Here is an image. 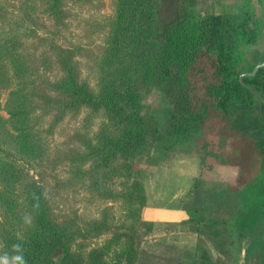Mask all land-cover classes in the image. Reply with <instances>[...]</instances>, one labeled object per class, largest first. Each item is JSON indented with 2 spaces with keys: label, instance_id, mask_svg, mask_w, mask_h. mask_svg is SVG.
<instances>
[{
  "label": "trees",
  "instance_id": "1",
  "mask_svg": "<svg viewBox=\"0 0 264 264\" xmlns=\"http://www.w3.org/2000/svg\"><path fill=\"white\" fill-rule=\"evenodd\" d=\"M43 1L49 13H61L64 0ZM262 22L250 3L241 12L200 15L196 0H113L93 86L66 49L50 43L46 55L55 72L45 77L33 70L22 42L0 30V88L7 90L6 116L0 113V257L22 255L25 264H134L146 202L136 157L151 141L196 145L198 153L206 140L218 147L222 136L235 133L234 165L206 155L203 163L228 175L206 188L240 194L242 204L234 213L220 195L209 194L201 197L213 203L200 208L206 219H188L230 264L240 234L249 241L246 264H264V66L239 80L258 63L247 62L239 47L257 41ZM151 85H159L171 105L163 129L141 101ZM82 108L100 113L102 121L69 158L66 184L110 190L105 182L120 177L118 189L108 192L125 210L122 221H85L86 231L104 235L86 254L73 248V222L52 212L38 170L55 124ZM205 182L195 179L190 191ZM196 253L200 257L182 264L209 263L201 245Z\"/></svg>",
  "mask_w": 264,
  "mask_h": 264
},
{
  "label": "rangeland",
  "instance_id": "2",
  "mask_svg": "<svg viewBox=\"0 0 264 264\" xmlns=\"http://www.w3.org/2000/svg\"><path fill=\"white\" fill-rule=\"evenodd\" d=\"M113 0H64L60 5L61 13L48 12V5L42 0H0V30L9 31L22 42L33 70L45 77L55 72L53 63L47 58L50 43L66 49L73 57L81 76L91 86L95 83V61L99 56L107 31V21L111 16ZM250 3L256 15L262 17L263 32L254 44L240 45L239 52L247 62L264 60V0H196V10L200 15L208 13H235L244 11ZM52 64V65H51ZM7 90L0 88V113L6 116L3 103ZM143 105L157 118L160 129H163L171 112V105L163 96L159 85H151L141 93ZM102 121L100 113L90 114L82 108L68 112L56 124L48 137L49 150L45 160L38 166L49 205L54 215L73 222L76 230V250L86 254L101 244L104 235H94L84 229L85 221L99 220L105 216L114 221H122L125 210L118 198L108 191H116L120 177L106 181L110 190L100 191L95 187L85 189L79 184H66L69 177V158L81 151L85 138L97 130ZM224 141L217 144L206 140L196 152V145L179 143L169 145V140L151 141L144 154L136 157L137 176L143 183L146 202L141 210V222L137 229L138 249L134 264H182L190 263L199 255L196 245H201L209 255L208 264H230L231 260L212 248L202 232L196 230L197 224L188 216L201 213L203 206L213 203L202 201V196L209 194L223 203L231 204V211L236 212L243 197L240 194L224 195L218 187H207L209 182H226L228 175L222 167L216 172L204 163V156L215 157L228 163L236 162V134L222 136ZM181 149V150H180ZM229 149V150H228ZM206 151L205 154L203 152ZM219 168V169H218ZM205 182L201 189L193 192L190 188L195 179ZM203 187V188H202ZM206 188V189H204ZM101 194V195H100ZM175 195V196H173ZM224 195V197H223ZM198 198V199H197ZM200 198V199H199ZM148 204L175 207L182 209L186 218L178 220L152 221L143 219V210ZM196 208V210H194ZM195 211L196 214H192ZM173 216L174 212L168 213ZM235 264H246L248 238L240 234L236 239ZM200 257V256H199ZM58 260V259H57ZM201 263V260H198Z\"/></svg>",
  "mask_w": 264,
  "mask_h": 264
},
{
  "label": "crops",
  "instance_id": "3",
  "mask_svg": "<svg viewBox=\"0 0 264 264\" xmlns=\"http://www.w3.org/2000/svg\"><path fill=\"white\" fill-rule=\"evenodd\" d=\"M175 196V195H173ZM174 212L173 216H169L168 213ZM142 217L145 220H152V221H162V220H178L186 218V214L183 212L182 209H177L175 207L168 206H161V205H152L148 204L145 209L143 210Z\"/></svg>",
  "mask_w": 264,
  "mask_h": 264
},
{
  "label": "clouds",
  "instance_id": "4",
  "mask_svg": "<svg viewBox=\"0 0 264 264\" xmlns=\"http://www.w3.org/2000/svg\"><path fill=\"white\" fill-rule=\"evenodd\" d=\"M17 250H19V246H17ZM0 264H25L24 258L22 255H16L9 260L7 256L0 257Z\"/></svg>",
  "mask_w": 264,
  "mask_h": 264
},
{
  "label": "water",
  "instance_id": "5",
  "mask_svg": "<svg viewBox=\"0 0 264 264\" xmlns=\"http://www.w3.org/2000/svg\"><path fill=\"white\" fill-rule=\"evenodd\" d=\"M262 66H264V60H263V61H260V62H258V63H256L252 70L247 71V72H244V73H241V74L239 75V80L242 81V76H243L244 74H247V75H253V74H254V73H255L260 67H262ZM247 87H248V86H247Z\"/></svg>",
  "mask_w": 264,
  "mask_h": 264
}]
</instances>
